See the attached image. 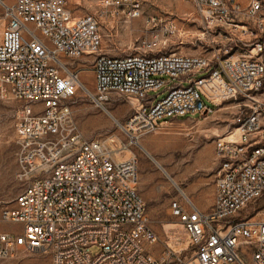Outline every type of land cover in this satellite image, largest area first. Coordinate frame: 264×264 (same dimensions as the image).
Masks as SVG:
<instances>
[{"label":"built area","instance_id":"obj_1","mask_svg":"<svg viewBox=\"0 0 264 264\" xmlns=\"http://www.w3.org/2000/svg\"><path fill=\"white\" fill-rule=\"evenodd\" d=\"M97 1L104 14H142L140 0ZM189 1L219 47L206 54L158 49L175 29L168 24L144 52L100 54L94 93L70 60L101 51L100 16H76L68 0L0 1V100L20 104L23 184L1 211L2 221L23 229L0 231V259L51 253L53 264H264V215L251 213L264 193V0ZM79 86L100 104L114 95L137 101L123 126L130 142L113 147V140L85 137L71 105ZM161 88L164 98L150 95ZM230 106L234 116L215 140L213 205L201 209L184 192L171 203L194 252L167 246L156 256L139 160L119 155L159 126Z\"/></svg>","mask_w":264,"mask_h":264},{"label":"rangeland","instance_id":"obj_2","mask_svg":"<svg viewBox=\"0 0 264 264\" xmlns=\"http://www.w3.org/2000/svg\"><path fill=\"white\" fill-rule=\"evenodd\" d=\"M68 1L76 16L95 13L101 17V51L70 60L84 86L92 93L95 90L94 65L100 54L118 56L144 52L147 42L154 34H162L168 24L175 29L170 35H164L166 44L158 47L165 52L206 54L221 42L219 37L203 33L205 28L189 0H140L142 14L135 18L123 12L104 14L97 0ZM86 88L79 86L71 101L74 120L85 137L113 140V147L130 142L123 126L135 111L137 101L114 95L110 101L100 104ZM150 95H157L158 100L164 98L167 91L161 88ZM19 107L14 100H0V231L15 233L22 231V224L2 221L1 211L12 206L23 189L17 178L19 144L15 122ZM235 111L233 106L223 107L206 118L191 113L187 119L179 118L168 127L159 126L161 130L133 140L130 148L120 153L123 158L135 154L139 160L140 189L147 202L150 224L158 235V243L152 251L156 256H161L167 246L184 249L188 256L193 254L185 227L172 215L171 203L184 192L201 209L211 208L219 166L215 140L227 129ZM251 207V213L264 215V193ZM0 264H53V258L51 253H27L0 259Z\"/></svg>","mask_w":264,"mask_h":264},{"label":"crops","instance_id":"obj_3","mask_svg":"<svg viewBox=\"0 0 264 264\" xmlns=\"http://www.w3.org/2000/svg\"><path fill=\"white\" fill-rule=\"evenodd\" d=\"M2 27H3V23H0V28H1V30H2ZM0 30V31H1ZM139 190H140V193L143 195V193L141 192V189H140V184H139ZM143 197H144V195H143ZM145 198V197H144ZM204 210H206V209H204Z\"/></svg>","mask_w":264,"mask_h":264},{"label":"bare ground","instance_id":"obj_4","mask_svg":"<svg viewBox=\"0 0 264 264\" xmlns=\"http://www.w3.org/2000/svg\"><path fill=\"white\" fill-rule=\"evenodd\" d=\"M161 130L160 128L156 129L155 131Z\"/></svg>","mask_w":264,"mask_h":264}]
</instances>
